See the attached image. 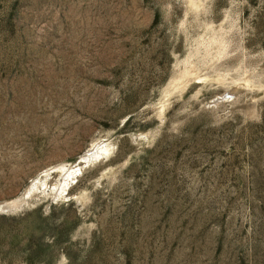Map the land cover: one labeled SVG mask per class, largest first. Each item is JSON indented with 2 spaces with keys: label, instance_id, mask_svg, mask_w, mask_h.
<instances>
[{
  "label": "rangeland",
  "instance_id": "374dc122",
  "mask_svg": "<svg viewBox=\"0 0 264 264\" xmlns=\"http://www.w3.org/2000/svg\"><path fill=\"white\" fill-rule=\"evenodd\" d=\"M0 264H264V0H0Z\"/></svg>",
  "mask_w": 264,
  "mask_h": 264
},
{
  "label": "water",
  "instance_id": "95a60500",
  "mask_svg": "<svg viewBox=\"0 0 264 264\" xmlns=\"http://www.w3.org/2000/svg\"><path fill=\"white\" fill-rule=\"evenodd\" d=\"M14 200H15V199L4 202V203L1 205V208H2V209H13V208H16V207L18 206V204L13 203ZM3 207H4V208H3Z\"/></svg>",
  "mask_w": 264,
  "mask_h": 264
},
{
  "label": "bare ground",
  "instance_id": "6f19581e",
  "mask_svg": "<svg viewBox=\"0 0 264 264\" xmlns=\"http://www.w3.org/2000/svg\"><path fill=\"white\" fill-rule=\"evenodd\" d=\"M13 203H19V201H16V200H15V201H13Z\"/></svg>",
  "mask_w": 264,
  "mask_h": 264
}]
</instances>
